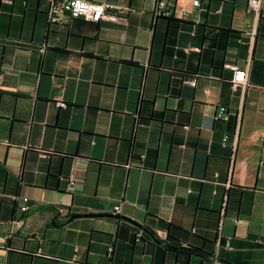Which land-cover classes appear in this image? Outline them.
I'll return each instance as SVG.
<instances>
[{"label": "crops", "instance_id": "1", "mask_svg": "<svg viewBox=\"0 0 264 264\" xmlns=\"http://www.w3.org/2000/svg\"><path fill=\"white\" fill-rule=\"evenodd\" d=\"M92 1L0 0V264H264V0Z\"/></svg>", "mask_w": 264, "mask_h": 264}, {"label": "built area", "instance_id": "2", "mask_svg": "<svg viewBox=\"0 0 264 264\" xmlns=\"http://www.w3.org/2000/svg\"><path fill=\"white\" fill-rule=\"evenodd\" d=\"M199 0H193V5H198ZM263 0H247V11L252 12L255 17H258ZM108 3L97 2L92 0H49V15L51 17L57 16H68L70 18H80L86 21L98 22L101 19L117 20L118 15L115 12L110 11L112 8ZM155 16H177L172 5V0H156L154 8ZM187 12L182 11L180 16L185 17ZM255 33V29L253 34ZM226 67L232 71L231 86L236 89L239 85H243L247 81V72L245 67H241L236 63H227ZM196 79L190 80L191 84H195ZM217 113L220 116L227 117L224 114V109L219 108ZM226 139V138H224ZM73 182V179H71ZM27 198H23L24 203L20 206L21 210L27 209L26 204ZM120 205L117 204L113 208L114 213H118Z\"/></svg>", "mask_w": 264, "mask_h": 264}, {"label": "water", "instance_id": "3", "mask_svg": "<svg viewBox=\"0 0 264 264\" xmlns=\"http://www.w3.org/2000/svg\"><path fill=\"white\" fill-rule=\"evenodd\" d=\"M77 216H92V217H96V216H110V217H114V218H121V219H124V220H127L131 223H133L134 225H137V226H142V224L140 222H138L137 220L127 216V215H124V214H119V213H96V212H91V213H83V214H72L70 216V219L71 218H74V217H77ZM154 241L155 242H160L159 240L155 239L154 238ZM207 256V255H206ZM209 258L215 260L216 259V256L213 255V254H210L208 255ZM219 262H221L222 264H235L225 258H219L218 259Z\"/></svg>", "mask_w": 264, "mask_h": 264}, {"label": "trees", "instance_id": "4", "mask_svg": "<svg viewBox=\"0 0 264 264\" xmlns=\"http://www.w3.org/2000/svg\"><path fill=\"white\" fill-rule=\"evenodd\" d=\"M158 17H167V18H172V16H158Z\"/></svg>", "mask_w": 264, "mask_h": 264}]
</instances>
